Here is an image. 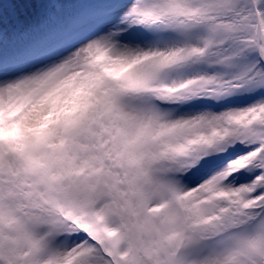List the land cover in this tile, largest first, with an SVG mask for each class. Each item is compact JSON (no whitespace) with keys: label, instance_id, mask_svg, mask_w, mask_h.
<instances>
[{"label":"snow or ice","instance_id":"6c2138e0","mask_svg":"<svg viewBox=\"0 0 264 264\" xmlns=\"http://www.w3.org/2000/svg\"><path fill=\"white\" fill-rule=\"evenodd\" d=\"M0 264H264V0H0Z\"/></svg>","mask_w":264,"mask_h":264}]
</instances>
